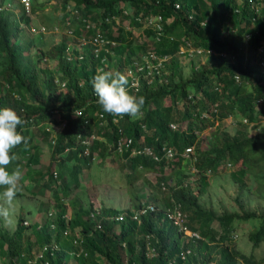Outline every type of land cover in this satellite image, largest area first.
<instances>
[{
	"label": "trees",
	"instance_id": "trees-1",
	"mask_svg": "<svg viewBox=\"0 0 264 264\" xmlns=\"http://www.w3.org/2000/svg\"><path fill=\"white\" fill-rule=\"evenodd\" d=\"M59 1L62 8L72 6L71 20H79L83 25L82 17H88L104 36L115 24L119 34L113 42L105 41L96 53L95 44L87 39L80 47H71L73 56L70 58L65 56L69 35H63L48 47L33 48L34 42L26 33L32 23L31 13L2 7L6 1L0 0V108L10 107L27 121L18 131L28 138V143L14 150L19 157L15 163L21 166L24 175H31L28 167L37 164L39 159L37 150L33 151L38 147L34 136L46 143L49 151L44 164L46 170L33 169L30 177L36 189L48 187L51 190L49 202L42 206L41 226L24 223L22 213L17 215L12 230L0 225V248L8 264H17L16 261L25 259L51 238L57 241L58 247L53 254L45 253L48 264H70V258L72 264H234L238 256L246 264H259L250 253L238 251L229 242L234 215L230 212L216 214L202 207L198 196L208 184L209 174L222 164L236 162L239 164L229 170L232 178L244 184V178L252 176L256 180L253 189L264 196V129L250 133L245 126L264 118V0ZM175 1L178 6H174ZM37 4L36 0H31V12ZM122 7H126L128 13H123ZM148 12L162 15V33L154 40L153 30L144 26L142 29L150 36V42L136 41L122 20L127 19L131 25L141 24L135 15ZM83 32L91 35L87 29ZM184 38L205 48L203 60L196 55L189 56L187 75L182 72L178 51ZM148 43L157 52L169 53L165 67L148 82L140 79L137 90L128 89L131 94L146 98L142 117L114 119L97 102L92 83L96 66L103 58L104 71L124 73V65L140 56ZM49 59L53 65L47 63ZM57 79L63 80V84ZM161 98L167 101L161 103ZM77 106L82 107L79 116L74 112ZM98 111L103 112L102 124L98 123ZM228 115H232L237 124L233 131L222 125ZM59 118L65 121L56 129L52 142L53 134L44 123H57ZM170 121L176 122V127L172 128ZM202 129L208 131L206 145L200 144ZM90 132L102 137L92 138L85 152L78 133L88 136ZM119 136L132 138L121 152L112 145ZM142 144L152 145L160 157L130 154L132 146ZM162 144L171 147L170 156L161 153ZM190 145L194 168L187 172L180 160L184 159L185 147ZM96 154L101 157L110 154L121 168H127L130 179L141 169L157 168L154 188L158 191L166 188L167 193H149L145 201L137 200L131 207L102 204L103 213L124 210L125 215L121 219L102 217L98 227L87 215L93 207L91 204L74 207L65 222L62 217L67 211L64 194L70 183L78 180L82 169L90 166ZM172 163L177 164L175 177L167 181L163 167ZM54 164H57L55 175L52 173ZM173 201L179 202L186 212V225L196 230L198 236L185 234L165 215L163 208ZM142 202H151L153 207H146L137 218L131 217L130 210ZM48 205L54 206L50 215H47ZM50 220L54 222L52 226ZM213 220L218 227L211 224ZM66 224L72 232H81L85 254L69 253L73 244L70 233L62 232ZM248 237L252 245L264 239V215L249 230ZM148 247L150 252H147ZM185 248L189 251L184 257L179 256L180 249Z\"/></svg>",
	"mask_w": 264,
	"mask_h": 264
},
{
	"label": "rangeland",
	"instance_id": "rangeland-1",
	"mask_svg": "<svg viewBox=\"0 0 264 264\" xmlns=\"http://www.w3.org/2000/svg\"><path fill=\"white\" fill-rule=\"evenodd\" d=\"M10 1V5L14 10L19 12L18 0H4ZM37 6L31 12L32 24L38 25L41 23L44 25L43 29L38 31H30L26 27V33L30 36L34 42V47H48L53 42L58 41L63 35H69L71 43L76 42V36L68 32V28L72 27L73 32L77 33L81 26V21L71 20L69 10L71 5H67L65 8L60 6L59 0H36ZM117 18V17H116ZM71 21L73 24H71ZM126 28L131 29L132 35L136 41H148L150 42V36L145 34L141 24H128L127 19L122 20ZM130 25V26H129ZM115 24L112 25L109 30L108 36L114 40L117 39L118 32L115 30ZM18 39L21 36L19 31ZM150 44V43H148ZM72 45V44H71ZM196 55L198 59L203 60L204 53L193 54H180V62L182 66V72L187 75L189 72L188 59L189 56ZM49 65H53V61L49 59L47 61ZM167 101V98H161V103ZM247 122V121H246ZM245 122V123H246ZM222 125L229 131H233L236 127V121L232 115H228L222 120ZM248 131L251 133L254 130L264 129V118L254 121L252 124L246 123ZM199 137L201 139L200 144L206 145L208 138L207 129L199 131ZM34 141L38 143L37 150L39 159L37 164L28 167V171L32 168H41L45 172L46 161L49 158V151L46 143L38 139V136H34ZM35 142V143H36ZM36 143V144H37ZM191 152L184 154V159L180 160V163L184 166L187 172H191L193 165L190 158ZM239 162L233 164H222L214 173L209 174V181L205 188L200 192L198 201L204 208L212 210L214 213L230 212L233 219L231 224L229 242L240 252L245 254H251L252 259H256L259 264H264V239H261L257 244L252 245L251 240L248 237L250 229L255 227L261 215H264V196L260 195L253 189L256 180L249 176L244 178L245 183L240 184L237 180H234L230 175V169L236 167ZM177 164H165L163 169L164 173H167V181H172L175 177L174 167ZM170 172V173H168ZM24 173V172H23ZM158 169L151 167L149 169H141L139 173H136V177L130 179L127 174V168H121L118 165L117 160L112 159L110 154H106L101 157L95 155L89 167H85L79 174V178L73 184L70 183L68 190L64 194L63 200L67 203V213L78 205L88 206L91 204L93 207L100 205H111L117 208L131 207L137 200L145 201V197L149 193L158 195V188H154L156 175ZM31 175H24L23 186L24 191L22 194H18L15 201V213L12 217V223L6 224L3 219H0V225H3L8 230H12L17 215L23 214L24 219L28 223H35L41 219L44 212L43 203L49 202L48 196H51V190L45 187L36 189V184L32 182ZM46 173L44 174V177ZM171 176V177H169ZM171 178V179H170ZM196 185V181L192 183ZM48 209L53 210V205H48ZM69 211V212H68ZM246 212H252L251 215H245ZM211 224L218 227L216 220H213ZM29 230V229H28ZM73 260L70 258V264ZM0 264H8L6 255L0 248ZM214 264V263H213ZM234 264H246L238 256Z\"/></svg>",
	"mask_w": 264,
	"mask_h": 264
},
{
	"label": "built area",
	"instance_id": "built-area-1",
	"mask_svg": "<svg viewBox=\"0 0 264 264\" xmlns=\"http://www.w3.org/2000/svg\"><path fill=\"white\" fill-rule=\"evenodd\" d=\"M10 1H6L5 3H2V7H12L10 5ZM18 6L19 9H22L24 12L26 13H31V0H18ZM174 6H178V2H174ZM13 8V7H12ZM123 13H128V10L126 7H122L121 8ZM117 17V16H116ZM115 17V21L117 20V18ZM106 19H108L107 15L105 16ZM135 18L139 21H141V26H147L150 27L153 30L152 33V38L154 40L158 39L160 34L162 33V15L158 12L155 13H144L143 15L141 14H136ZM82 21H83V27L81 26L80 30L77 33L73 32V28L69 27L67 30L68 32H70V34L75 35L76 36V42L73 44L71 43V41L67 42V45L65 47V56L66 57H71L72 55V50L71 47L75 46V47H80L87 39H90L94 44V52L96 53L98 51V47H100L101 45L104 44L105 41H114V39L110 38L108 35L104 36V34L102 33V31L100 30L99 27H97L94 23L93 20H91L88 17H82ZM126 26V25H125ZM29 30L34 32V31H38L39 29H43L44 25L41 23H38V25L29 24ZM87 29L88 32L91 33V35L86 36L85 32H83V30ZM72 44V45H71ZM204 49L202 46L199 45H193L187 38H184L178 46V51L180 53L183 54H193V53H203ZM210 48H207V51H209ZM221 54H223V51H220ZM78 57L81 56V53L79 52L77 54ZM169 57V53H160L157 52L154 47L150 44L149 46H147L144 51H142V53L140 54V56L137 57H133L131 59V61L124 65V73L126 75L129 76V86L128 89H132V90H137L139 83H140V79H144L147 82L150 81L153 76L157 73H160L164 67H165V62ZM104 59L101 58V62L97 64L96 66V73L97 74L98 71H104ZM262 70L264 71V67L262 68ZM94 75V76H95ZM236 78L238 77L237 74H235ZM94 78V77H93ZM59 81V79H57ZM133 81L135 82V86L133 87ZM60 84H63V80L59 81ZM95 93V92H94ZM74 112H76L77 114H82V107L81 106H77L74 108ZM96 116L99 118L98 123L102 124L104 122L103 120V112L102 111H98L96 112ZM87 118V117H86ZM112 118H117L112 116ZM64 119H58L57 123L52 122V121H47L44 123V126L46 129H49L52 134V142L54 141V137H55V131L57 128H59L62 124H64ZM169 125L174 128L176 127V122L174 121H170ZM78 137H80V141L82 143L85 144V148L84 151L88 152V146L87 144L92 140V138H101L102 136L100 135H96L94 132H90L88 136H80L78 133ZM132 138L131 136H119L117 137V139L114 141V143H112L114 149L116 151L121 152L123 148L129 146V144L131 143ZM161 149V153L163 155H171L173 153V150L171 149V147H167L164 144H162L160 146ZM191 149V145L190 146H186L185 147V151H183V154H187L189 152V150ZM132 153H140L143 155H147L149 157H152L154 159H157L160 157V154L152 147V145L150 144H142V145H138V146H132L130 149V154ZM192 157V155H190V158ZM57 164H54L53 168H52V173L55 175L56 171H57ZM194 168V167H193ZM161 186L163 187L164 184L162 183ZM151 208L153 207V204L151 202L148 203H144L142 202L141 205H139L136 208H133L130 210V216L133 218H137L139 213L144 211L145 208ZM163 211L165 213V215L172 220V222L175 224V226L178 229H181L185 234H189V235H195L198 236V232L196 230L191 229L190 227H188L185 223V219H186V212L184 210H182V208L179 205V202L173 201L171 204L167 205L166 207L163 208ZM51 210H48L47 215H50ZM89 219L92 221L93 225L98 227L101 224V218H116V219H121L123 218V216L125 215V211L124 210H118L116 212L113 213H103L100 209V206H95V207H91L88 210L87 213ZM62 217L64 218L65 222H67L68 218H69V213L65 212L62 214ZM24 223H28L26 221V219H23ZM41 219L37 220L35 222V225L37 227L41 226ZM53 221L50 220L49 224L52 226L53 225ZM62 232L64 234H69L72 236L71 237V241H72V248L69 250V253L72 255H77L80 253L85 254L86 250L83 246V244L81 243L82 240V234L80 231H75L72 232L71 228L68 224H66L63 228H62ZM58 247V243L57 241H55L53 238L48 239L46 241H44L31 255H29L28 257H26L23 260H18L16 261L17 264H48L49 260L48 257L45 255V253L47 252L48 255L53 254L54 249ZM189 251V248H185V249H180V251L178 252L179 256L184 257L186 252ZM147 252H150V248H147ZM207 264H213V262H208Z\"/></svg>",
	"mask_w": 264,
	"mask_h": 264
},
{
	"label": "clouds",
	"instance_id": "clouds-1",
	"mask_svg": "<svg viewBox=\"0 0 264 264\" xmlns=\"http://www.w3.org/2000/svg\"><path fill=\"white\" fill-rule=\"evenodd\" d=\"M93 88L98 104L104 112L114 117L129 116L141 118L145 105L144 96L137 97L129 92V76L124 73L98 71L93 78ZM132 86H135L133 81ZM75 115H78L75 112ZM27 121L10 107L0 108V219L6 224L12 223L15 213V201L24 191V173L18 163L19 157L14 150L21 144L27 145L26 138L18 127Z\"/></svg>",
	"mask_w": 264,
	"mask_h": 264
},
{
	"label": "crops",
	"instance_id": "crops-1",
	"mask_svg": "<svg viewBox=\"0 0 264 264\" xmlns=\"http://www.w3.org/2000/svg\"><path fill=\"white\" fill-rule=\"evenodd\" d=\"M33 164V166L35 165L34 163H32ZM31 166V165H30ZM39 167L37 166V168H34V169H38ZM32 171L34 172V170H33V168H32ZM31 171V172H32ZM69 212V211H68Z\"/></svg>",
	"mask_w": 264,
	"mask_h": 264
}]
</instances>
